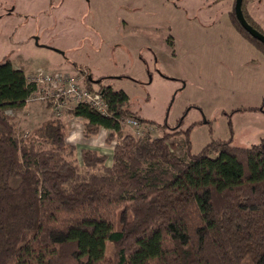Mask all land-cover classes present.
Here are the masks:
<instances>
[{
  "label": "trees",
  "instance_id": "obj_1",
  "mask_svg": "<svg viewBox=\"0 0 264 264\" xmlns=\"http://www.w3.org/2000/svg\"><path fill=\"white\" fill-rule=\"evenodd\" d=\"M230 20L264 56V43L235 8ZM85 83L107 108H72L84 134L105 128L107 141L122 140L111 166L106 155L84 149V173L66 157L76 148L61 118L18 139L4 110L23 107L37 84L11 61L0 63V264H264V139L251 147L217 139L192 153L191 127L182 122L172 130L164 123L160 136H123L125 118L156 122L139 116L129 95L103 77L87 75ZM178 134L185 159L173 153ZM108 242L116 246L113 258Z\"/></svg>",
  "mask_w": 264,
  "mask_h": 264
},
{
  "label": "rangeland",
  "instance_id": "obj_2",
  "mask_svg": "<svg viewBox=\"0 0 264 264\" xmlns=\"http://www.w3.org/2000/svg\"><path fill=\"white\" fill-rule=\"evenodd\" d=\"M235 1L0 0V63L8 60L28 70L45 67L30 72V80H38L40 73L79 74L86 88L87 75L103 77L129 95L131 109L156 122L135 124L130 122L135 117L125 118L123 136H160L164 123L172 130L182 122V129L191 127L192 153L231 137L233 145L251 147L264 139V114L249 109L264 106V70L226 66L237 40H245L230 20ZM243 7L264 33V0H244ZM174 38L177 55L169 42ZM62 61L75 70H63ZM76 104L73 98L57 102L36 92L23 107L4 111L23 141L51 118L76 126L78 117L70 112ZM121 138L106 141L115 148ZM172 138L173 153L185 159L184 134ZM84 149L66 157L85 173ZM115 253L116 246L108 242V257Z\"/></svg>",
  "mask_w": 264,
  "mask_h": 264
},
{
  "label": "crops",
  "instance_id": "obj_3",
  "mask_svg": "<svg viewBox=\"0 0 264 264\" xmlns=\"http://www.w3.org/2000/svg\"><path fill=\"white\" fill-rule=\"evenodd\" d=\"M176 38L172 39L170 42V46L173 49V54L177 55V43H176ZM237 46L233 50V58L227 62L226 66H230L231 68H236V69H242L245 67L252 66L253 68H259L261 69L260 71L264 70V56L261 54L259 50H257L252 44H250L246 39L245 40H237ZM253 56H250V54ZM230 54L226 55V58ZM235 57V58H234ZM144 59V58H143ZM144 62L147 64V60L144 59ZM63 63V61L61 62ZM66 64L63 63L61 66H65ZM16 67L22 69L26 76L29 78L30 72H42L43 68L45 67H37L34 69H29L28 67H25L23 65H15ZM63 70L66 71H74L75 67L72 64L66 65ZM87 68V67H86ZM149 68V67H148ZM55 69V68H54ZM251 69V68H250ZM89 70V69H88ZM54 71V70H51ZM76 72V71H75ZM249 106V105H247ZM244 107H246L244 105ZM253 107V106H250ZM255 109L253 110H259L264 114V106H254ZM252 110V109H251ZM138 113V112H137ZM139 115V114H138ZM141 116V115H139ZM143 117V116H141ZM146 118V117H143ZM63 120V118H61ZM74 120V119H73ZM65 126H66V131H67V136L66 140L67 142L74 144L78 151L83 148L87 149H93L96 150L97 152L104 154L107 156L106 160V165L111 166L113 164V155H114V142L113 143H108L106 141V137L108 135V130L105 128H102L99 130L98 133L91 135V136H86L84 134V120L78 117L75 122L76 126L72 121L70 120L69 122L66 120H63Z\"/></svg>",
  "mask_w": 264,
  "mask_h": 264
},
{
  "label": "built area",
  "instance_id": "obj_4",
  "mask_svg": "<svg viewBox=\"0 0 264 264\" xmlns=\"http://www.w3.org/2000/svg\"><path fill=\"white\" fill-rule=\"evenodd\" d=\"M83 79L79 80V74L66 75L60 72L40 73L38 80H34L37 84V89L34 93L37 92L43 99L50 98L53 100L56 98L57 102L61 99L73 98L77 104L86 102L97 110L106 112L107 106L101 95L96 91H90L86 88ZM130 122L139 123L137 119H132Z\"/></svg>",
  "mask_w": 264,
  "mask_h": 264
},
{
  "label": "water",
  "instance_id": "obj_5",
  "mask_svg": "<svg viewBox=\"0 0 264 264\" xmlns=\"http://www.w3.org/2000/svg\"><path fill=\"white\" fill-rule=\"evenodd\" d=\"M243 0L235 1V13L242 26L255 38L262 41L264 43V33L258 30L256 27L251 25L246 19L243 9H242Z\"/></svg>",
  "mask_w": 264,
  "mask_h": 264
}]
</instances>
